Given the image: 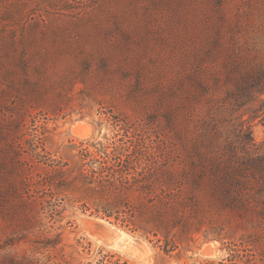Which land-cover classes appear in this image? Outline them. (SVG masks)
Instances as JSON below:
<instances>
[{"label": "rangeland", "instance_id": "374dc122", "mask_svg": "<svg viewBox=\"0 0 264 264\" xmlns=\"http://www.w3.org/2000/svg\"><path fill=\"white\" fill-rule=\"evenodd\" d=\"M76 2L72 7L96 5V10L87 26L64 24L68 25L64 64L75 63V49L83 47L89 54L96 49L110 65L106 72L94 63L89 75L73 77L71 99L64 93V100L58 99L55 106L33 110L37 122L34 126L33 119L27 118V126L37 127L44 140L42 154L66 162L70 169L67 176L74 177L81 170V151L89 149L95 154L108 141H127L137 129L136 134L145 142L143 166L159 170L163 161L170 159L182 168L191 167L199 113L207 103L194 101L186 93L190 87H182L180 81L194 74L205 48L218 38L216 31L221 28L232 54L243 55L257 65L264 63V0ZM216 67L223 79L213 98L229 100L225 70L220 64ZM253 106L257 109L251 123L253 137L264 144V96L253 101ZM170 107L178 108L174 129L164 118ZM113 117L119 122L109 119ZM250 117L249 113L244 119ZM123 121L133 126L129 135L122 129ZM23 149V160L32 164L29 144ZM33 165L25 171L31 187L25 201L37 199V204L17 205L16 212H10L6 196L0 202V264H7V257H25L34 264H98L101 260L104 264H193L198 259L227 257L231 242L238 244L242 239L257 264L264 260L259 218L246 221L223 207L211 206L199 217L194 239L178 236L179 249L166 255L155 237L148 239L135 231L138 219H106L92 204L86 210L83 202L72 201L74 195L65 198L64 187L48 183L55 180L48 166ZM8 177L6 167H0V187ZM261 237L263 245L256 246Z\"/></svg>", "mask_w": 264, "mask_h": 264}, {"label": "trees", "instance_id": "16d2710c", "mask_svg": "<svg viewBox=\"0 0 264 264\" xmlns=\"http://www.w3.org/2000/svg\"><path fill=\"white\" fill-rule=\"evenodd\" d=\"M74 3L76 0H0V167L5 166L9 175L0 187V202L6 196L10 212L29 203L25 195L31 187L25 171L37 163L49 167L55 177L48 182L52 187H64L65 198L74 195L72 201L83 202L86 210L92 204L106 219H138L135 231L148 239L155 237L166 255L179 249L178 236L194 239L199 217L211 206L223 207L246 221L259 218V235H263L264 144L254 139L251 123L257 114L253 101L264 96V63L257 65L243 55L232 54L223 28L205 48L194 74L180 81L182 87H190L186 93L194 101L207 103L199 113L191 167L182 168L170 159H165L159 170L143 166L145 142L137 129L127 141H108L95 154L89 149L81 151V170L74 177L67 176L70 169L66 162L42 154L44 140L37 127L27 126V118L33 119L34 126L37 122L33 110L55 106L58 99L64 100V93L71 99L73 77L89 75L94 63L106 72L110 65L96 49L89 54L83 47L75 49V63L64 64L68 26L64 24L87 26L96 10V5L78 9L72 7ZM219 64L225 70L229 99L221 102L213 98L223 79L215 68ZM177 109L170 107L164 113L170 129H174ZM249 113L251 117L244 119ZM123 122L122 129L129 135L133 126ZM25 143L32 164L23 160ZM29 204H37V199ZM261 240L255 245L262 246ZM230 245L227 257L198 259L193 264H257L243 239ZM5 259L7 264H34L25 257Z\"/></svg>", "mask_w": 264, "mask_h": 264}, {"label": "water", "instance_id": "95a60500", "mask_svg": "<svg viewBox=\"0 0 264 264\" xmlns=\"http://www.w3.org/2000/svg\"><path fill=\"white\" fill-rule=\"evenodd\" d=\"M112 243H113V244L116 243V239L113 238V239H112Z\"/></svg>", "mask_w": 264, "mask_h": 264}, {"label": "bare ground", "instance_id": "6f19581e", "mask_svg": "<svg viewBox=\"0 0 264 264\" xmlns=\"http://www.w3.org/2000/svg\"><path fill=\"white\" fill-rule=\"evenodd\" d=\"M122 236H123V234H122Z\"/></svg>", "mask_w": 264, "mask_h": 264}]
</instances>
